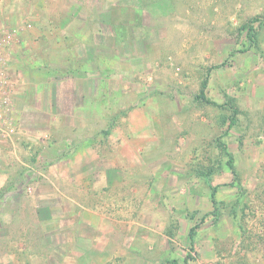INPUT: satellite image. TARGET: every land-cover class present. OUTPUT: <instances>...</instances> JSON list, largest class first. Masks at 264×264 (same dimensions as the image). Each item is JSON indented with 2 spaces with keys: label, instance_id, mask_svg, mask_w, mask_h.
<instances>
[{
  "label": "rangeland",
  "instance_id": "1",
  "mask_svg": "<svg viewBox=\"0 0 264 264\" xmlns=\"http://www.w3.org/2000/svg\"><path fill=\"white\" fill-rule=\"evenodd\" d=\"M261 16L264 0H1L0 264H264Z\"/></svg>",
  "mask_w": 264,
  "mask_h": 264
},
{
  "label": "trees",
  "instance_id": "2",
  "mask_svg": "<svg viewBox=\"0 0 264 264\" xmlns=\"http://www.w3.org/2000/svg\"><path fill=\"white\" fill-rule=\"evenodd\" d=\"M258 20H264V16L253 18L248 24H246V26L249 27L250 30H252L253 29V23L255 21H258ZM207 86H208V79H205L204 82H203V86H202L200 95L197 96V99H199L201 101H204V102H208V103L215 104L214 101H211L206 96ZM237 113H238V109L237 108H234V114H237ZM229 121H230L229 122V128H231L233 125H235V123H237L236 115L231 116L229 118ZM222 147L227 152V154L229 155V163L228 164H229V166H230V168L232 170V173L234 175H237L236 174V168H235V165H234V158H233V156L228 152L226 144H223ZM216 193H217V189L216 188H213L211 198H212V202H213L214 205H216V203H217ZM195 236H196L195 228H192L191 229V232H190V241H191L192 247H194L195 246V243H196ZM186 264H188V261L186 262Z\"/></svg>",
  "mask_w": 264,
  "mask_h": 264
},
{
  "label": "built area",
  "instance_id": "3",
  "mask_svg": "<svg viewBox=\"0 0 264 264\" xmlns=\"http://www.w3.org/2000/svg\"><path fill=\"white\" fill-rule=\"evenodd\" d=\"M10 36H12V33H10ZM1 64L3 65V62H1ZM12 91V83L8 76L3 72V74H0V126L3 118L8 114V112L12 108Z\"/></svg>",
  "mask_w": 264,
  "mask_h": 264
},
{
  "label": "crops",
  "instance_id": "4",
  "mask_svg": "<svg viewBox=\"0 0 264 264\" xmlns=\"http://www.w3.org/2000/svg\"><path fill=\"white\" fill-rule=\"evenodd\" d=\"M18 60H20V61H21V62H20V63H21V65H25V63H24V59L22 60V58H20V57H19V58H18Z\"/></svg>",
  "mask_w": 264,
  "mask_h": 264
}]
</instances>
